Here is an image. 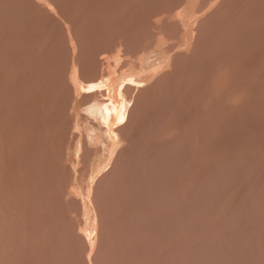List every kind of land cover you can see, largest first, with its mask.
<instances>
[{
	"label": "rangeland",
	"instance_id": "obj_1",
	"mask_svg": "<svg viewBox=\"0 0 264 264\" xmlns=\"http://www.w3.org/2000/svg\"><path fill=\"white\" fill-rule=\"evenodd\" d=\"M0 264H264V0H0Z\"/></svg>",
	"mask_w": 264,
	"mask_h": 264
},
{
	"label": "bare ground",
	"instance_id": "obj_2",
	"mask_svg": "<svg viewBox=\"0 0 264 264\" xmlns=\"http://www.w3.org/2000/svg\"><path fill=\"white\" fill-rule=\"evenodd\" d=\"M204 2H205V1H204ZM46 3H47V2H46ZM50 3H51V2H50ZM204 4H205V3H204ZM38 5H39V4H38ZM39 7H40V6H39ZM43 7H44V6H43ZM45 7H47V6H45ZM48 8H49V7H48ZM44 9H46V8H44ZM201 9H202V8H201ZM170 11H171V10H170ZM170 11H169V12H170ZM199 11H200V10H199ZM53 14H54V13H53ZM160 14H161V13H160ZM170 14H171V13H170ZM165 15H166V14H165ZM153 16H154V15H153ZM153 16H152V17H153ZM167 17H168V16H167ZM201 18H202V17H201ZM163 19H164V18H163ZM180 20H181V19H180ZM171 21H172V20H171ZM183 22H184V21H183ZM188 22H189V21H188ZM158 23H159V22H158ZM180 23H181V22H180ZM65 24H66V23H65ZM172 25H173V24H172ZM162 28H163V27H162ZM162 28H161V29H162ZM162 30H163V29H162ZM185 30H186V29H185ZM192 30H193V28H192ZM190 31H191V30H190ZM72 32H74V31H71V33H72ZM160 32H161V31H160ZM67 33H68V32H67ZM74 35H76V34H74ZM186 35H187V34H186ZM165 36H168V35H165ZM165 36H164V37H165ZM181 36H182V35H181ZM76 38H77V36H76ZM74 39H75V38H74ZM168 40H169V39H168ZM172 40H173V39H172ZM184 40H185V39H184ZM74 41H75V40H74ZM190 41H192V40H190ZM120 42H121V41H120ZM183 42H184V41H183ZM169 43H170V42H169ZM67 44H68V43H67ZM77 44H78V43H77ZM153 46H154V45H153ZM115 47H116V46H115ZM148 47H149V46H148ZM79 48H80V47H79ZM112 48H113V47H112ZM150 48H151V47H150ZM162 48H163V47H162ZM167 48H168V47H167ZM172 48H173V47H172ZM191 49H192V48H191ZM191 49H190V50H191ZM172 50H173V49H172ZM189 52H190V51H189ZM171 53H172V52H171ZM179 53H180V52H179ZM185 53H186V52H185ZM180 54H181V53H180ZM73 55H74V54H73ZM113 55H114V54H113ZM144 55H145V54H144ZM147 55H148V54H147ZM154 55H155V54H154ZM160 55H161V54H160ZM177 55H178V54H177ZM157 56H158V55H157ZM172 58H173V57H172ZM181 58H182V57H181ZM121 59H122V58H121ZM170 59H171V58H170ZM146 60H147V59H146ZM165 60H166V59H165ZM115 61H116V60H115ZM119 61H120V59H119ZM156 61H157V60H156ZM169 61H170V60H169ZM157 62H158V61H157ZM115 63H116V62H115ZM74 64H75V63H74ZM113 64H114V63H113ZM129 64H130V63H129ZM134 64H135V63H134ZM136 64H138V63H136ZM161 64H162V63H161ZM155 65H156V64H155ZM76 67H77V66H76ZM140 67H141V66H140ZM151 67H152V66H150V68H151ZM153 67H154V66H153ZM153 67H152V68H153ZM156 67H157V66H156ZM161 67H162V66H161ZM116 68H117V67H116ZM131 68H132V67H131ZM171 68H172V67H171ZM153 69H154V68H153ZM142 70H143V69H142ZM146 70H147V69H146ZM106 71H107V70H106ZM116 71H117V70H116ZM147 71H148V70H147ZM94 72H95V71H94ZM130 73H131V72H130ZM139 73H140V72H139ZM146 73H147V72H146ZM153 73H154V71H153ZM76 74H77V73H76ZM85 74H86V72H85ZM122 74H123V73H122ZM68 75H69V74H68ZM83 75H84V73H83ZM93 75H94V74H92V77H93ZM95 75H96V74H95ZM95 75H94V76H95ZM117 75H118V74H117ZM123 75H124V74H123ZM132 75H133V74H132ZM144 75H145V74H144ZM159 75H160V74H158V76H159ZM98 76H100V75H98ZM102 76H103V75H102ZM102 76H101V77H102ZM162 76H163V75H162ZM79 77H80V76H79ZM83 77H84V76H83ZM101 77H100V78H101ZM117 77H118V76H117ZM133 77H135V76H133ZM136 77H137V76H136ZM100 78H98V79H100ZM145 78H146V77H145ZM167 78H168V77H167ZM128 79H129V78H128ZM128 79H127V80H128ZM133 79H134V78H133ZM157 79H158V78H157ZM165 79H166V78H165ZM80 80H81V79H80ZM82 80H83V79H82ZM82 80H81V81H82ZM84 80H85V79H84ZM88 80H89V79H88ZM92 80H93V79H92ZM130 80H131V79H130ZM136 80H137V79H135V81H136ZM117 81H118V80H117ZM122 81H123V80H122ZM145 81H146V80H145ZM75 82H76V81H75ZM95 82H96V81H95ZM118 82H119V81H118ZM137 82H138V81H137ZM93 83H94V82H93ZM124 83H125V82H124ZM151 83H152V82H151ZM151 83H150V84H151ZM87 84H88V83H87ZM90 84H91V83H90ZM94 84H95V83H94ZM115 84H116V83H115ZM122 84H123V83H122ZM125 84H126V83H125ZM132 84H133V83H132ZM160 84H161V83H160ZM120 85H121V84H120ZM136 85H137V84H136ZM121 86L123 87V85H121ZM138 86H139V85H138ZM146 86H148V85H146ZM80 87H81V86H80ZM82 87H83V86H82ZM77 90H78V89H77ZM87 90H88V89H87ZM104 90H105V89H104ZM104 90H102V91H104ZM112 90H113V89H112ZM121 90H122V89H121ZM125 90H126V89H125ZM137 90H138V89H137ZM143 90H144V89H143ZM150 90H151V89H150ZM122 91H123V90H122ZM132 91H133V90H132ZM78 92H79V91H78ZM84 92H85V91H84ZM119 92H120V91H119ZM124 92H125V91H124ZM135 92H136V91H135ZM99 93H100V92H99ZM101 93H102V92H101ZM125 93H127V92H125ZM76 94H77V93H76ZM76 94H75V95H76ZM82 94H83V93H82ZM94 94H95V93H94ZM127 94H128V93H127ZM131 94H132V93H131ZM143 94H144V93H143ZM84 95H85V94H84ZM96 95H97V93H96ZM104 95H105V94H104ZM104 95H102V96H104ZM110 95H111V94H110ZM118 95H119V94H118ZM118 95H117V96H118ZM99 96H100V95H99ZM126 96H127V95H126ZM85 97H86V96H85ZM90 97H91V96H90ZM107 97H108V96H107ZM127 97H128V96H127ZM113 98H114V97H113ZM130 98H131V97H130ZM86 99H87V98H86ZM86 99H85V100H86ZM97 99H98V98H97ZM103 99H104V98H103ZM120 99H121V98H120ZM110 100H111V99H110ZM110 100H109V101H110ZM125 100L127 101V98H126ZM132 100H133V99H132ZM99 102H100V101H99ZM104 102H105V99H104ZM121 102H122V101H121ZM126 103H127V102H126ZM91 104H92V102H91ZM106 104H107V103H106ZM111 104H112V103H111ZM124 104H125V103H124ZM128 104H129V103H128ZM85 105H86V104H85ZM85 105H84V106H85ZM93 105H94V104H93ZM93 105H92V106H93ZM99 105H100V104H99ZM99 105H97V106H99ZM107 105H108V104H107ZM95 106H96V105H95ZM95 106H93V107H95ZM100 106H101V105H100ZM110 106H111V105H110ZM121 106H122V105H121ZM89 107H90V106H89ZM111 107H112V106H111ZM125 107H126V106H125ZM100 108H101V107H100ZM100 108H99V110H100ZM105 108H106V107H104V110H105ZM108 108H110V107H108ZM114 108H116V106H115ZM114 108L112 107V109H114ZM119 108H120V107H119ZM126 108H127V107H126ZM136 108H137V107H136ZM93 109L95 110V108H93ZM116 109H117V108H116ZM116 109H115V110H116ZM127 109H128V108H127ZM127 109H126V110H127ZM130 109H131V111H132V108H131V107H130ZM81 110L83 111L82 108H81ZM84 110H86V109H84ZM90 110H91V109H90ZM99 110H97V112H98ZM109 111H110V110H109ZM109 111H108V112H109ZM113 111H114V110H113ZM118 111H120V110H118ZM121 111H122V109H121ZM124 111H125V110H124ZM133 111H134V110H133ZM79 112H81V111H79ZM86 112H87V111H86ZM91 112H92V111H91ZM100 112H101V110H100ZM129 112H130V111H129ZM82 113H83V112H82ZM95 113H96V112H94V114H95ZM101 113H102V112H101ZM113 113H114V112H113ZM116 113H117V112H116ZM122 113H123V112H122ZM124 113H125V112H124ZM124 113H123V114H124ZM123 114H122V115H123ZM125 114H126V113H125ZM80 115H81V114H80ZM83 115H84V114H83ZM83 115H82V117H83ZM91 115H92V114H91ZM99 115H100V114H99ZM99 115H98V116H99ZM106 115H108V113H107ZM119 115H121V114L119 113ZM84 116H85V115H84ZM88 116H89V115H88ZM98 116H97L96 118H98ZM100 116H101V115H100ZM124 116H125V115H123V117H124ZM127 116H128V115H127ZM134 116H135V115H134ZM105 117H107V116H105ZM120 117H121V116H120ZM103 118H104V117H103ZM108 118H109V117H108ZM125 118H126V117H125ZM125 118H124V119H125ZM131 118H132V117H131ZM131 118H130V119H131ZM126 119H127V118H126ZM133 119H134V118H133ZM133 119H132V120H133ZM81 120H82V119H81ZM93 120H94V119H93ZM98 120H99V119H98ZM103 120H104V119H103ZM103 120H102V121H103ZM122 120H123V119H122ZM127 120H128V119H127ZM127 120H126V121H127ZM99 121H100V120H99ZM107 121H108V120H107ZM115 121H116V120H115ZM75 122H76V121H75ZM97 122H98V121H97ZM104 122H105V120H104ZM112 122H113V121H112ZM124 122H125V121H124ZM86 123H87V122H86ZM89 123H90V122H89ZM94 123H95V122H94ZM108 123H109V122H108ZM125 123H126V122H125ZM129 123H130V122H129ZM96 125H97V124H96ZM96 125H95V126H96ZM102 125H104V124H102ZM115 125H116V124H115ZM82 126H83V125H82ZM87 126H88V125H87ZM127 126H128V125H127ZM99 127H101V126H99ZM105 127H106V126H105ZM82 128H83V127H82ZM93 128H94V127H93ZM103 128H104V127H103ZM120 128H121V127H120ZM96 129H97V128H96ZM114 129H115V127H114ZM114 129H113V130H114ZM94 130H95V129H94ZM118 131H119V130H118ZM121 132H122V130H121ZM82 133H83V132H82ZM95 133H96V131H95ZM174 133H175V132H174ZM115 134H116V133H115ZM83 135H84V134H83ZM107 135H108V134H107ZM124 135H125V134H124ZM120 137H121V136H120ZM163 137H164V136H163ZM92 138H93V137H92ZM126 138H127V137H126ZM161 138H162V137H161ZM171 138H172V137H171ZM171 138H170V139H171ZM102 139H103V138H102ZM120 139H121V138H120ZM162 139H163V138H162ZM82 140H83V138H82ZM82 140H81V141H82ZM103 140H104V139H103ZM124 140H127V139H124ZM90 141H91V140H90ZM100 142H101V141H100ZM87 143H89V142H87ZM102 143H103V142H102ZM105 143H106V142H105ZM109 143H110V142H109ZM99 144H100V143H99ZM125 144H126V143H125ZM79 146H80V144H79ZM91 146H92V145H91ZM76 148H77V147H76ZM87 148H88V147H87ZM96 148H97V147H96ZM113 148H114V147H113ZM84 149H85V148H84ZM101 149H102V148H101ZM109 149H110V148H109ZM121 149H122V148H121ZM77 151H78V150H77ZM105 151H106V150H105ZM121 151H122V150H121ZM78 152H79V151H78ZM112 152H113V151H112ZM117 152H118V151H117ZM117 152H116V154H117ZM107 153H108V152H107ZM120 153H121V152H120ZM104 156H105V155H104ZM118 156H119V155H118ZM114 159H115V158H114ZM116 160H117V159H116ZM109 161H110V160H109ZM102 163H103V162H102ZM107 163H108V162H107ZM91 165H92V164H91ZM114 167H115V166H114ZM101 169H102V168H101ZM102 170H103V169H102ZM111 171H112V170H111ZM93 172H94V171H93ZM103 173H104V172H103ZM100 174H101V173H100ZM99 176H100V175H99ZM77 189H78V188H77ZM87 196H88V195H87ZM91 198H92V197H91ZM93 202H94V201H93ZM89 210H90V209H89ZM92 213H94V212H92ZM94 217H96V216H94Z\"/></svg>",
	"mask_w": 264,
	"mask_h": 264
}]
</instances>
